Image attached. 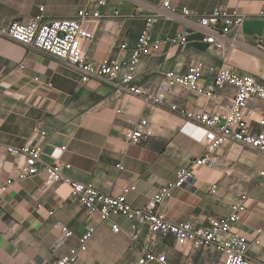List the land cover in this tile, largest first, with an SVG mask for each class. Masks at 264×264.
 I'll return each instance as SVG.
<instances>
[{"label":"crops","instance_id":"1","mask_svg":"<svg viewBox=\"0 0 264 264\" xmlns=\"http://www.w3.org/2000/svg\"><path fill=\"white\" fill-rule=\"evenodd\" d=\"M161 1L112 0L102 11L119 9L127 17L87 23L95 31V38L85 45L88 59L100 62L107 56L127 57L128 50L122 44L137 43L152 16L151 7ZM171 1L199 13L222 6L246 14L242 31L248 47L236 51L228 66L264 79V42L259 46L255 41L256 36L264 39V17L259 15L264 0ZM41 4L46 5L49 19L73 17L84 5L96 8L90 0H3L0 12L5 22L27 21L38 13ZM178 27L176 21L159 19L151 33L154 38L165 39ZM197 59L208 67L205 81L223 64L195 35L186 49L164 44L160 51L142 57L134 83L156 89L167 70L185 72ZM232 101L233 95H229L216 108L228 111ZM175 102L188 109L208 107L204 97L179 88L165 104L156 105L131 93H118L108 83H82L76 69L0 34V143H41L42 164L68 163L71 167L64 170L67 177L113 195L135 186L128 193L135 206L146 205L159 188L176 179L180 167L189 165L205 150L203 128L172 111L170 104ZM263 111L264 101L254 99L246 114L256 120ZM142 119L148 121L147 139L141 144L127 143L125 132ZM216 154L218 166L195 167V189L174 188L160 210L172 221L189 219L203 226L212 217L229 214L234 199L248 193L247 210L241 213L235 229L250 241L260 238L261 243L252 246V255L257 264H264V177L259 175L264 170V155L235 143ZM17 164L14 155L1 150L0 180L13 177ZM46 177L41 171L0 193V264H54L78 243L88 224L96 226L97 232L77 264H140L139 245L129 237L126 219H117L123 231L115 233L111 223L102 222L98 214L89 215L72 196L70 185L57 182L46 186ZM215 184H219L216 189ZM59 224L72 229L74 235L53 251L52 245L61 235ZM147 241L167 255L168 264L223 262V255L214 248L181 251L173 237H150L144 227L140 243Z\"/></svg>","mask_w":264,"mask_h":264},{"label":"built area","instance_id":"2","mask_svg":"<svg viewBox=\"0 0 264 264\" xmlns=\"http://www.w3.org/2000/svg\"><path fill=\"white\" fill-rule=\"evenodd\" d=\"M3 0H0V5ZM96 8L82 6L70 18H47L46 5L38 7V13L27 21L15 20L5 22L0 12V34L32 49L47 53L81 74V82L90 80L112 85L118 93H131L156 105L168 101L176 88L193 92L207 100L208 107L188 109L185 105L171 103L170 109L178 115L192 121L204 130V152L201 156L182 166L176 179L159 188L144 206H135L128 199V193L134 190L130 186L119 195H113L97 189L90 183L74 181L64 174L71 165L62 161L41 163L43 145L26 143L22 146H11L0 143V151L5 149L18 161L15 175L6 181L0 180V193L11 189L14 184L25 178L35 176L44 171L46 186L64 182L70 185L71 194L87 209L89 215L98 214L101 221L111 223L115 233L123 231L118 218L129 222L128 234L131 240L139 245V263L159 261L168 264L165 253L159 252L152 241L140 243L143 228L148 235L173 237L178 249L184 251L188 247L193 250L214 248L223 255L222 264H257L252 255V246L261 243L260 238L250 241L242 232L235 229L241 213L247 210L248 193L239 194L231 204L227 215L215 216L206 225L200 226L191 220L172 221L160 210L164 201L172 195L174 188L195 189V167L213 169L218 166L216 152L230 143L239 144L264 155V111L256 120L246 114V109L254 99L264 101V79L250 73L240 72L230 66L232 55L241 48L248 47L243 38V25L247 15L236 9L218 6L211 12L199 13L188 6L178 7L171 0H162L160 5L152 6V16L147 19V26L133 46L125 42L123 49L128 50L125 58L105 57L100 62H93L86 55L85 45L95 38V31L87 26L88 22L104 19L126 18L119 9L103 12L112 0H90ZM259 15L264 17V8ZM164 19L176 21L179 27L173 35L165 39L154 38L151 28L156 21ZM199 35L201 41L208 45L215 55L222 60L213 78L205 81L208 67L200 59L190 62L187 71L180 72L169 69L156 89L146 84H135L137 69L142 57L161 50L164 44L186 49L192 37ZM258 45L264 42L263 37L256 36ZM259 50H261L259 48ZM233 95L228 111L217 109L221 100ZM148 121L142 119L136 126L127 129L125 141L130 144H141L148 134ZM45 135V132H42ZM124 167L120 165V169ZM264 177V170L259 172ZM215 189L219 184L213 186ZM61 235L52 245L57 251L73 237L74 231L59 224ZM263 229H259L261 233ZM97 227L88 224L76 245L70 246L63 256L54 264H77L89 248V243Z\"/></svg>","mask_w":264,"mask_h":264}]
</instances>
